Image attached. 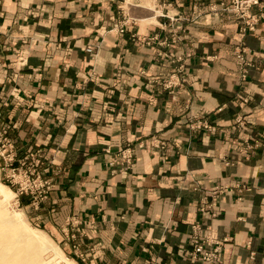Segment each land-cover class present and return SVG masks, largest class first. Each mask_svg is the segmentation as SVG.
<instances>
[{"label": "crops", "instance_id": "0c3cea01", "mask_svg": "<svg viewBox=\"0 0 264 264\" xmlns=\"http://www.w3.org/2000/svg\"><path fill=\"white\" fill-rule=\"evenodd\" d=\"M229 3L0 0V126L44 156L36 219L76 221L84 264H205L193 227L216 264H264V7L249 30Z\"/></svg>", "mask_w": 264, "mask_h": 264}, {"label": "rangeland", "instance_id": "374dc122", "mask_svg": "<svg viewBox=\"0 0 264 264\" xmlns=\"http://www.w3.org/2000/svg\"><path fill=\"white\" fill-rule=\"evenodd\" d=\"M232 1L230 0V3L225 6L226 11L233 14L240 21L232 11ZM125 16L123 13L122 19L114 25V28L118 26L117 34L119 35L124 34L128 22L133 25V19L130 21L131 19H125ZM113 32L115 31L112 30ZM132 38H137V35L134 34ZM237 48L234 50L235 66ZM86 52L91 54L92 50L87 49ZM171 81V79H168L166 84L168 85ZM0 130H6L7 137L11 141L15 151L13 160L0 155V185L8 188L7 191L0 188V196L5 194L9 198V201L6 203H2L0 200V264H84L86 261L85 256L81 257L77 251L76 254L72 253L67 244L68 242L73 241L75 243L78 241L76 235L78 234L77 228L79 224L76 221L68 220L66 222L65 228L70 227L71 229H75V231L71 233L66 231L65 236L69 238V241H62L59 238L52 237L50 232H45L46 230L43 228L44 224L39 223V219H36L35 213L41 210L43 204L48 200L55 188V182L46 174L47 170L43 165L44 156L35 149L29 148L23 150L16 147L9 136V130L1 126ZM118 155L120 156L118 160L123 162L125 167L131 166L134 155L130 148L119 150ZM128 157L129 159H127ZM21 187H26V192L22 191L20 193ZM193 228L198 230L197 227ZM30 229L41 230L36 235L46 241L47 250H44V248H42V251L38 250L34 246L29 245L28 242L21 241L20 232L22 230L29 232ZM62 229H64L63 226L60 230ZM70 236L73 237L71 238ZM75 246L77 247V245ZM203 247L205 248L204 245ZM211 251H215L218 254L217 249ZM193 259L197 260V257H193Z\"/></svg>", "mask_w": 264, "mask_h": 264}, {"label": "built area", "instance_id": "2783aa9c", "mask_svg": "<svg viewBox=\"0 0 264 264\" xmlns=\"http://www.w3.org/2000/svg\"><path fill=\"white\" fill-rule=\"evenodd\" d=\"M264 7V0H233L232 1V11L236 14L238 19L244 24V27L249 30H253L255 26V16L251 15V9L253 7ZM122 31V30H121ZM88 52H90L88 50ZM247 51L243 45L239 46L236 50V66L240 71L242 80L246 77V67H249V61L247 60ZM0 155L5 158H10L13 160L15 157L14 147L11 141L7 137L6 130H0ZM129 159V157L127 158ZM26 187H21L19 192H26ZM196 228H193V233L191 234V243L193 250L190 253L191 258L197 257V260L204 262L206 264H216L219 255L214 251L208 250L203 247V243L200 241L197 235Z\"/></svg>", "mask_w": 264, "mask_h": 264}, {"label": "bare ground", "instance_id": "6f19581e", "mask_svg": "<svg viewBox=\"0 0 264 264\" xmlns=\"http://www.w3.org/2000/svg\"><path fill=\"white\" fill-rule=\"evenodd\" d=\"M0 188L4 189L6 191L8 190V188L3 186V185H0ZM0 200L2 201V203H6L9 201V198L4 194V195L0 196ZM37 232H38L37 230H33V229H30L29 232L22 230L20 232L19 236H20L21 241L28 242L29 245L34 246L38 250L40 249L42 251V248H44V250L45 249L47 250L46 241L43 238L38 237L36 235V234H38Z\"/></svg>", "mask_w": 264, "mask_h": 264}]
</instances>
